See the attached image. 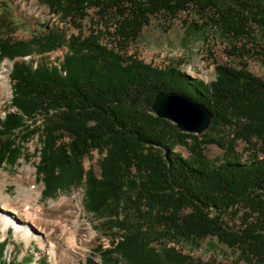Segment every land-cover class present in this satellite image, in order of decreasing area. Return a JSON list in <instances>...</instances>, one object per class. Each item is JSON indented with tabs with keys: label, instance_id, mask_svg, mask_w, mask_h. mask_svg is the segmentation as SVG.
I'll return each mask as SVG.
<instances>
[{
	"label": "trees",
	"instance_id": "obj_1",
	"mask_svg": "<svg viewBox=\"0 0 264 264\" xmlns=\"http://www.w3.org/2000/svg\"><path fill=\"white\" fill-rule=\"evenodd\" d=\"M38 2L74 27L94 11L114 46L103 45L98 31L66 38L50 29L13 41L14 32L3 35L0 27V62L68 49L59 66L14 63L16 112L0 122V168L14 165L23 143L37 135L42 198L83 188L85 210L104 220L101 228L118 231L111 248L97 249L102 264H217L180 250H199L211 238L235 255V264H264V80L246 63L218 65L216 80L205 83L180 67L155 68L120 54L152 17L173 21L185 14L202 21L189 29L227 41L230 57H252L247 47H258L255 36L264 33V0L262 7L243 0ZM169 92L204 105L212 115L209 129L183 133L158 118L154 99ZM237 141L247 144V158L235 150ZM212 144L224 155L209 159L205 148ZM177 146L186 147L189 157L177 153ZM95 151L98 173L84 166ZM9 243H0V264L32 262L5 259Z\"/></svg>",
	"mask_w": 264,
	"mask_h": 264
},
{
	"label": "rangeland",
	"instance_id": "obj_2",
	"mask_svg": "<svg viewBox=\"0 0 264 264\" xmlns=\"http://www.w3.org/2000/svg\"><path fill=\"white\" fill-rule=\"evenodd\" d=\"M243 1H250V4L252 2L254 6L259 7H262L261 3L263 2V0ZM191 23L201 25L202 21L196 16L185 14L179 15L173 21H168L162 16L152 17L150 24L143 28L140 37L120 54L127 61L131 58L155 68L180 67L187 75L205 83L216 80V66L218 65L240 67V63H246L250 72L264 80V33L262 30H259L255 36L256 44L259 46L249 45L247 47L251 49L252 57L234 59L227 54L231 48L227 41L210 31L202 34L200 31L189 29ZM1 26L4 27L2 29L3 35L14 32L11 35L13 41H27L32 38V34L45 33L50 29L64 33L66 38L71 36H83L84 38L89 36L92 31H98L104 33L101 41L103 45L114 46L106 35L110 30L98 21L94 11L90 12L89 18L80 23V27H74L62 23L58 16L50 13L47 7L39 4L38 0H0ZM67 54V47H62L44 55L36 52L24 58H16L12 61L3 59L0 62V74L8 79L11 90L8 99L0 97L2 100L0 101V122L7 113L16 112V109L11 106L13 89L10 73L14 63L33 62L36 67L39 62H43L49 66H59ZM40 122L38 121L37 125ZM226 140L229 139L226 138ZM4 141L5 138L0 137V145ZM22 146L24 148L23 154L15 164H4L0 168V218L9 217L1 209V204L4 202L10 204L26 203L32 210H35L39 206L45 209L49 208L53 203L62 200L66 203L61 208L62 213H65V219L68 218L70 212L75 211L76 205L79 204L82 209L83 227L88 228L92 236L86 233L84 234L86 238L81 239L80 246L84 247V250L81 249L70 254L64 250H59L53 255L49 247L40 244L42 239L46 240L43 233L38 232L36 228L30 225L29 232L32 237L28 241L18 237L15 226L11 225L5 233L0 229V243L6 239L10 240L6 247L5 259H16L21 262L24 258L31 257L32 262L30 264H87L90 261L95 264H102L97 249L100 247L104 250L111 248L114 241L113 235L118 234V231L110 232L101 228L104 220L85 210V190L83 188H74L70 193H62L55 199H43L44 184L37 175V165L40 161L39 150L41 148L39 137L34 136ZM234 148L244 158L250 154L246 151L247 144L243 141H237ZM175 151L184 158H188L190 155L188 149L183 146H177ZM205 155L209 159L220 158L224 155V150L212 144L205 148ZM99 158L100 155L96 151L93 152L91 159L84 161L85 168L93 167L98 173L97 160ZM43 219L49 225H53L55 221L53 218L43 217ZM230 224H234V222H230ZM49 230L58 235L62 231L57 225L50 226ZM180 250L182 254L189 256L192 260L203 262L214 260L217 264H235V255L213 238L204 241L199 250H191L186 247Z\"/></svg>",
	"mask_w": 264,
	"mask_h": 264
},
{
	"label": "bare ground",
	"instance_id": "obj_3",
	"mask_svg": "<svg viewBox=\"0 0 264 264\" xmlns=\"http://www.w3.org/2000/svg\"><path fill=\"white\" fill-rule=\"evenodd\" d=\"M10 93L8 79L0 74V97L8 99ZM62 205H66V203L60 200L50 205L49 208L45 209L39 206L35 210H32L26 203L10 204L9 202H4L1 204V209L9 217L0 218V229L5 233L9 226L14 225L17 236L30 241L32 235L29 232V227L31 225L38 232L44 234L46 240L40 237L42 239L40 244L41 246L49 247L53 255L59 250H64L69 254L78 252L81 249L84 250L85 248L80 246L81 239L86 238L84 234L87 233L89 236H92V233L88 228L83 227L81 220L82 209L79 204L76 205L75 211L70 212L69 216H67L68 218L65 219V213L63 214L61 210ZM38 216L40 217L38 218ZM43 217L55 219L53 225L45 222ZM54 225L62 229L60 235L56 232H50V226Z\"/></svg>",
	"mask_w": 264,
	"mask_h": 264
},
{
	"label": "water",
	"instance_id": "obj_4",
	"mask_svg": "<svg viewBox=\"0 0 264 264\" xmlns=\"http://www.w3.org/2000/svg\"><path fill=\"white\" fill-rule=\"evenodd\" d=\"M152 109L158 118L174 123L183 133L202 134L212 122V115L204 105L176 92L157 94Z\"/></svg>",
	"mask_w": 264,
	"mask_h": 264
}]
</instances>
